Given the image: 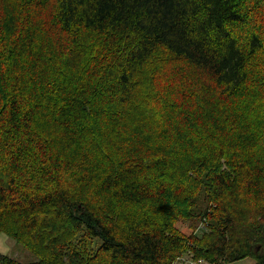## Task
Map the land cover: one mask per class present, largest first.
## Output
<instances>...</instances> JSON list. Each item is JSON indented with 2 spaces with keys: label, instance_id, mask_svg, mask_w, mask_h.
Returning a JSON list of instances; mask_svg holds the SVG:
<instances>
[{
  "label": "trees",
  "instance_id": "obj_1",
  "mask_svg": "<svg viewBox=\"0 0 264 264\" xmlns=\"http://www.w3.org/2000/svg\"><path fill=\"white\" fill-rule=\"evenodd\" d=\"M3 233L39 260L0 264H264V0H0Z\"/></svg>",
  "mask_w": 264,
  "mask_h": 264
},
{
  "label": "rangeland",
  "instance_id": "obj_2",
  "mask_svg": "<svg viewBox=\"0 0 264 264\" xmlns=\"http://www.w3.org/2000/svg\"><path fill=\"white\" fill-rule=\"evenodd\" d=\"M200 224L201 221H199L197 217H193L181 221L179 227L187 233H192ZM0 255H10L22 263H30L39 260L38 256L21 244H18L16 239H12L4 233L0 235ZM228 264H257V261L254 258L247 257Z\"/></svg>",
  "mask_w": 264,
  "mask_h": 264
},
{
  "label": "built area",
  "instance_id": "obj_3",
  "mask_svg": "<svg viewBox=\"0 0 264 264\" xmlns=\"http://www.w3.org/2000/svg\"><path fill=\"white\" fill-rule=\"evenodd\" d=\"M206 228H207L206 220L204 219L201 221L200 226L196 229L194 233L201 234L206 230ZM175 264H213V263L203 258H196L191 252H189L179 256L175 260Z\"/></svg>",
  "mask_w": 264,
  "mask_h": 264
}]
</instances>
